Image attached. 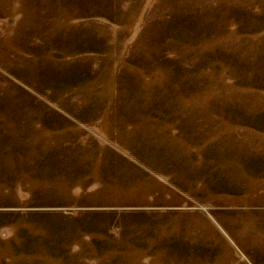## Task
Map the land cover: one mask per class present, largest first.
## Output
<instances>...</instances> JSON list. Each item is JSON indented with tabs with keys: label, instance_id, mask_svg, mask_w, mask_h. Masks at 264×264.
Returning a JSON list of instances; mask_svg holds the SVG:
<instances>
[{
	"label": "rangeland",
	"instance_id": "obj_1",
	"mask_svg": "<svg viewBox=\"0 0 264 264\" xmlns=\"http://www.w3.org/2000/svg\"><path fill=\"white\" fill-rule=\"evenodd\" d=\"M0 264H264V0H0Z\"/></svg>",
	"mask_w": 264,
	"mask_h": 264
}]
</instances>
